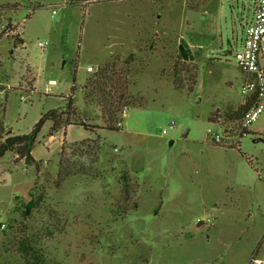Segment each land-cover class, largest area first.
<instances>
[{
    "label": "rangeland",
    "instance_id": "obj_1",
    "mask_svg": "<svg viewBox=\"0 0 264 264\" xmlns=\"http://www.w3.org/2000/svg\"><path fill=\"white\" fill-rule=\"evenodd\" d=\"M253 6L0 0V106L8 92L5 122L16 134L64 106L74 78L81 116L104 125L100 104H86L84 87L106 65L108 74L128 79L117 118L122 129L95 135L71 125L61 142L54 138L60 130L49 135L48 121L34 147L36 164L12 152L2 158L0 264H27L24 244L39 249L47 264H246L256 248L264 258V211L254 200L264 179L247 162L264 178V113L242 136L240 118L228 116L246 99L235 53ZM182 39L191 60L180 52ZM208 128L226 130L228 145L239 144L241 153L216 145ZM99 136L92 165L82 142ZM72 164L88 174L57 185L60 167ZM126 172L135 190L130 200ZM31 199L35 207L25 215Z\"/></svg>",
    "mask_w": 264,
    "mask_h": 264
},
{
    "label": "trees",
    "instance_id": "obj_2",
    "mask_svg": "<svg viewBox=\"0 0 264 264\" xmlns=\"http://www.w3.org/2000/svg\"><path fill=\"white\" fill-rule=\"evenodd\" d=\"M84 1V0H83ZM43 6V4L39 5L36 9H39ZM35 9V10H36ZM20 41L25 44L24 39H20ZM191 60V59H189ZM108 65L105 66L102 70L95 73L93 79H90L87 85L84 87L85 89V97L84 100L86 104H91L92 102H98L100 104V111L103 114L102 119L104 125H99L97 123H88L79 112V109L76 107L75 100V82L70 87V93L68 95H64L63 99L65 101V105L59 108H55L49 110L48 112L41 115V118L34 125L33 129L28 133L23 134H10L5 136V115H6V100L8 96V92L4 93V100L2 105L0 106L2 110V116L0 119V170H1V162L2 158L6 155V153H16L18 158L25 160V163L28 165L36 164L37 161L33 157L32 151L36 145L38 135L40 134L43 126L48 121L52 122L49 135L56 134L59 130L65 129V135L67 132V128L71 125L81 126L85 130L97 135L96 129L100 130H119L121 129L117 124L120 122L118 118V114L122 112V101L127 98L126 92L128 90V79L126 77L115 76L112 72L108 74ZM90 102V103H89ZM249 103L242 104L237 110L228 113L229 118H241L249 107ZM243 134H241L242 136ZM100 136L94 140L90 138L85 139L82 143L87 145L89 151L87 153L88 158L90 159V155L94 153L95 150L100 149ZM96 145H91V144ZM219 145V144H216ZM222 146V145H221ZM234 147V146H232ZM238 150L241 152L240 146ZM65 151V143H63L61 148V155L64 154ZM247 160L252 164L251 160L247 158ZM62 163L63 160L61 159ZM91 164L97 163L96 161H92L90 159ZM60 167V171L58 172L57 185L60 184V181L65 180L66 178L77 175V174H88L86 168L72 164V167L67 166L63 169ZM131 175L126 172L122 175L123 181V190L124 196L127 199L132 198V193L135 191L132 187L131 183ZM35 207V201L31 199L26 204V211L24 212L27 215L31 209ZM133 209L138 208V202H134ZM128 214V210L124 211ZM23 255L26 258L27 264H47L44 256L40 253L39 249L37 250L34 246L25 245L23 248ZM29 257V258H28Z\"/></svg>",
    "mask_w": 264,
    "mask_h": 264
},
{
    "label": "built area",
    "instance_id": "obj_3",
    "mask_svg": "<svg viewBox=\"0 0 264 264\" xmlns=\"http://www.w3.org/2000/svg\"><path fill=\"white\" fill-rule=\"evenodd\" d=\"M111 1L115 2L122 0H84L85 3ZM253 1V19L245 28L241 48L235 53L238 66L244 76L241 85V93L246 97L244 104L250 102L249 107L239 120L238 129L243 135L248 133L253 122L264 113V0ZM54 14H56V10L52 11V15ZM39 45L41 47L47 46V44L42 42H40ZM93 68V66H88L87 70L92 71ZM23 99L25 98L23 97ZM125 111L127 112V108ZM212 122L216 125H220L217 120ZM172 127L173 125L169 126V128ZM222 130V132H215L212 128H208V133L212 136V140L216 144L228 146V144H230L228 142L230 137L226 135V130ZM167 132V129L163 130L164 134ZM223 132H225V134ZM205 222L207 224L211 223V219ZM257 253L258 252H255L251 256L247 264H264V258L258 257Z\"/></svg>",
    "mask_w": 264,
    "mask_h": 264
},
{
    "label": "crops",
    "instance_id": "obj_4",
    "mask_svg": "<svg viewBox=\"0 0 264 264\" xmlns=\"http://www.w3.org/2000/svg\"><path fill=\"white\" fill-rule=\"evenodd\" d=\"M22 39H24V38H22ZM51 82H53V84L55 85V82L54 81H51ZM71 85L72 84H69V88L71 87ZM36 87V86H35ZM49 93L50 94H52L53 93V90L52 89H50L49 90ZM23 97L24 96H21V99L22 100H25V99H23ZM25 98V97H24ZM124 126L122 125V128H123ZM121 128V129H122ZM5 129H6V133H5V135L7 136V135H10V134H16V132L12 129V128H10V126L7 124V122H5ZM67 131H68V128H67ZM252 130H251V128H249V130H248V132H251ZM67 133V132H66ZM56 137H59L60 138V140H61V142H63V140L65 139V129L63 128V129H61L55 136H54V138H56ZM88 138H90V137H88ZM48 144V143H47ZM218 146H221V145H218ZM232 146H234V147H232ZM240 145L238 144H236V145H231V146H221V147H225V148H235V147H239ZM241 153V152H240ZM32 154H33V157L36 159V160H39L40 158L39 157H37V155L35 154V150H33L32 151ZM21 161H23V160H21ZM247 162H248V164H249V166L257 173V175H258V178L260 179V180H263L264 178H263V176H262V172H261V170L256 166V165H254L253 163L251 164L248 160H247ZM252 162V161H251ZM0 172H1V170H0ZM255 187H256V192L254 191V194H255V197H254V200L260 205V208L264 211V185L263 186H261V185H256L255 184ZM262 193V194H261ZM261 194V195H260ZM255 252H258L257 251V248H256V250L254 251V253ZM253 253V254H254ZM251 258V257H250ZM249 261V260H248ZM248 263V262H247ZM246 263V264H247Z\"/></svg>",
    "mask_w": 264,
    "mask_h": 264
},
{
    "label": "water",
    "instance_id": "obj_5",
    "mask_svg": "<svg viewBox=\"0 0 264 264\" xmlns=\"http://www.w3.org/2000/svg\"><path fill=\"white\" fill-rule=\"evenodd\" d=\"M182 43H184V39L181 40ZM188 47V44H181L180 46V52L183 56V58L186 59H193V55L191 54L190 50H187L186 48Z\"/></svg>",
    "mask_w": 264,
    "mask_h": 264
}]
</instances>
